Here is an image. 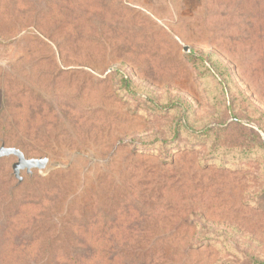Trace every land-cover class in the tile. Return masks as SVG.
I'll return each mask as SVG.
<instances>
[{
    "label": "rangeland",
    "instance_id": "374dc122",
    "mask_svg": "<svg viewBox=\"0 0 264 264\" xmlns=\"http://www.w3.org/2000/svg\"><path fill=\"white\" fill-rule=\"evenodd\" d=\"M71 1L0 0V264H264V0Z\"/></svg>",
    "mask_w": 264,
    "mask_h": 264
},
{
    "label": "trees",
    "instance_id": "16d2710c",
    "mask_svg": "<svg viewBox=\"0 0 264 264\" xmlns=\"http://www.w3.org/2000/svg\"><path fill=\"white\" fill-rule=\"evenodd\" d=\"M64 2V11H66V13L64 14V17L65 19L60 22L59 24H64V26L66 28H68L69 30H67L70 34H77L79 33V30H78V24H84V22L80 19H78L77 17V13L75 11H71L69 8V4H71V0H62ZM80 3H82V5L84 4V1L83 0H79ZM87 2H89V4H87L85 6V9L87 11L86 13V16L84 17H89V15L93 16V12H96L94 17L95 16H99V17H104L105 16V11L108 10L109 8L107 6H105V3H104V0H87ZM58 6H54V11H55V16L57 17V9ZM60 8H61V5H59V12H60ZM82 17V16H81ZM83 18V17H82ZM16 33V32H15ZM1 41V39H0ZM210 66L213 67L214 65L210 63ZM201 67H203V70L205 71H208L206 65H201ZM223 80V79H222ZM119 81H120V85H121V88L123 89V91L125 92L127 89H129V82L128 80H126V78L122 75H119ZM0 91H1V94H2V97H3V104H4V96H5V93L4 90L2 89L1 85H0ZM6 98H7V93H6ZM6 104V103H5ZM235 116V115H234ZM247 148V147H245ZM21 210L17 211V213L15 214V218H18L20 217L21 215ZM107 231V230H105ZM108 235L110 234L111 236L112 235H115L114 231L113 230H110V231H107ZM109 243V242H108ZM103 252L104 253H108L107 252V247H104L103 248ZM109 255L106 256L107 260L108 261H113V259H110L108 258ZM93 258V256L91 257Z\"/></svg>",
    "mask_w": 264,
    "mask_h": 264
},
{
    "label": "water",
    "instance_id": "95a60500",
    "mask_svg": "<svg viewBox=\"0 0 264 264\" xmlns=\"http://www.w3.org/2000/svg\"><path fill=\"white\" fill-rule=\"evenodd\" d=\"M187 51V48L184 49ZM14 157L16 162L12 165V173L14 177L21 181L19 176L21 171H25L27 175H31L33 170L39 172L45 170L48 166V159H28L16 148H6L3 145L0 146V158Z\"/></svg>",
    "mask_w": 264,
    "mask_h": 264
},
{
    "label": "crops",
    "instance_id": "0c3cea01",
    "mask_svg": "<svg viewBox=\"0 0 264 264\" xmlns=\"http://www.w3.org/2000/svg\"><path fill=\"white\" fill-rule=\"evenodd\" d=\"M172 1H178L179 3L182 4L183 7H187L189 9H191L192 4L195 2V0H127V2L129 3V5L133 4L135 5L136 3H138L137 7H139L140 9H143L145 11H154L155 15H161V13H159V10H166V9H171V2ZM2 103V94L0 91V105Z\"/></svg>",
    "mask_w": 264,
    "mask_h": 264
}]
</instances>
